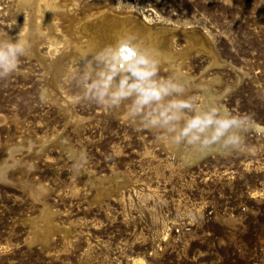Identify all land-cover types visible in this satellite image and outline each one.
<instances>
[{
	"label": "rangeland",
	"instance_id": "1",
	"mask_svg": "<svg viewBox=\"0 0 264 264\" xmlns=\"http://www.w3.org/2000/svg\"><path fill=\"white\" fill-rule=\"evenodd\" d=\"M77 2L80 14L132 12L200 31L216 60L191 49L184 69L193 82L219 78L207 125L227 121L240 136L227 152L183 160L163 129L147 124L163 112L155 102L138 119L124 114L147 99V85L121 94L71 67L57 72V86L46 45L35 54L18 41L26 8L0 0V167L8 171L0 179V264H133V256L144 264H264V0ZM136 56L122 49L123 60ZM158 75L169 82L167 72ZM199 92L183 98L191 119ZM24 179L46 190L32 195Z\"/></svg>",
	"mask_w": 264,
	"mask_h": 264
},
{
	"label": "bare ground",
	"instance_id": "2",
	"mask_svg": "<svg viewBox=\"0 0 264 264\" xmlns=\"http://www.w3.org/2000/svg\"><path fill=\"white\" fill-rule=\"evenodd\" d=\"M77 1L19 0L21 6L26 8L27 23L19 31L18 41L27 46L25 48L31 53H35L40 44L46 45L48 53L53 55L51 61L55 65L56 71L51 74V77L57 86H59L56 78L57 72L71 67L84 68L93 75H101L100 79L104 83L121 94H124L125 88L136 93L145 91L147 85L149 87L147 99L141 100L131 107L127 106L124 114H128L130 118L138 119L152 101L155 102L163 112L160 115L153 114L147 124L162 128L165 132L163 137L165 143L169 144L171 150L185 161H189V159L195 161L208 152H227L235 145L236 139L240 136L238 125H227L225 124L227 121L222 123L223 126L216 125L214 122L207 125V113L212 109H217L215 95L211 92V84L212 81H218L219 78L205 79L201 76L200 81L193 82L187 74L189 71H185L188 64L184 69L191 49L195 50L194 52H205L210 57L209 59L216 60L213 47L200 31L180 30L169 26V24L150 23L151 19L144 15V19L148 21L145 23L132 12L124 14L113 10H101L96 15L86 12L80 14L78 9L82 6L77 8L79 6ZM128 7L131 9L134 6L128 5ZM14 39L16 38L14 37ZM176 41L184 43V45L177 49L174 45ZM59 44L62 45L61 48L58 47ZM126 46H129L137 54L131 61L123 60L121 57L122 49ZM121 62L124 64L123 68L118 67ZM51 70L53 69L51 68ZM161 72L169 74L168 83L161 82L158 75ZM191 88H197L200 91V102L195 104L193 119L189 118L183 109L184 95ZM44 92L46 91L44 90ZM131 96L133 95L131 94ZM73 119V121H77L81 118L77 116ZM254 125L262 129L260 125ZM183 137L188 143L185 148L180 145ZM38 146L39 149H43L44 144ZM12 153L11 150L10 156ZM39 154L41 153H37L36 156L40 157ZM2 160L4 159L2 158ZM14 161L15 164H27L24 167L28 170L29 163L24 162L25 160L19 162L14 159ZM11 164L9 165L11 166ZM6 170V167H0V179L4 181L7 180L6 173L8 171L6 172ZM14 171H17L16 168ZM25 173L27 174V172ZM20 177L22 176L20 175ZM16 182L18 183V181ZM24 185L30 188L32 195L38 196L46 190L44 186L30 183L27 180L24 181ZM43 215L48 217L46 212ZM131 262L144 264V260L140 256H133Z\"/></svg>",
	"mask_w": 264,
	"mask_h": 264
}]
</instances>
